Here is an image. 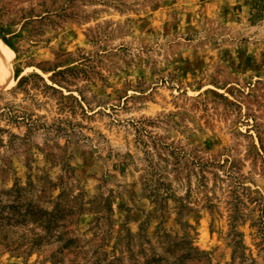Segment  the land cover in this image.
<instances>
[{
	"label": "rangeland",
	"instance_id": "374dc122",
	"mask_svg": "<svg viewBox=\"0 0 264 264\" xmlns=\"http://www.w3.org/2000/svg\"><path fill=\"white\" fill-rule=\"evenodd\" d=\"M0 81V191L73 211L0 264H264V0H0Z\"/></svg>",
	"mask_w": 264,
	"mask_h": 264
},
{
	"label": "trees",
	"instance_id": "16d2710c",
	"mask_svg": "<svg viewBox=\"0 0 264 264\" xmlns=\"http://www.w3.org/2000/svg\"><path fill=\"white\" fill-rule=\"evenodd\" d=\"M34 189L31 181L0 191V253L48 249L54 255L66 248L58 243L71 231L73 211L64 208L58 198L53 208L47 207L45 202L51 203L52 197L46 199Z\"/></svg>",
	"mask_w": 264,
	"mask_h": 264
},
{
	"label": "bare ground",
	"instance_id": "6f19581e",
	"mask_svg": "<svg viewBox=\"0 0 264 264\" xmlns=\"http://www.w3.org/2000/svg\"><path fill=\"white\" fill-rule=\"evenodd\" d=\"M2 43H4V42H2ZM4 45H5V47H8L5 43H4ZM1 82V81H0Z\"/></svg>",
	"mask_w": 264,
	"mask_h": 264
}]
</instances>
